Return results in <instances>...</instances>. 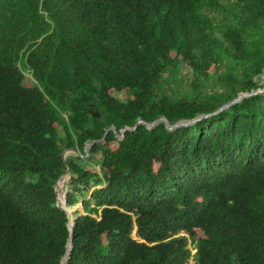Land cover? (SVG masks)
I'll list each match as a JSON object with an SVG mask.
<instances>
[{
    "label": "trees",
    "instance_id": "obj_1",
    "mask_svg": "<svg viewBox=\"0 0 264 264\" xmlns=\"http://www.w3.org/2000/svg\"><path fill=\"white\" fill-rule=\"evenodd\" d=\"M263 77L264 0H0V264H264Z\"/></svg>",
    "mask_w": 264,
    "mask_h": 264
},
{
    "label": "water",
    "instance_id": "obj_2",
    "mask_svg": "<svg viewBox=\"0 0 264 264\" xmlns=\"http://www.w3.org/2000/svg\"><path fill=\"white\" fill-rule=\"evenodd\" d=\"M263 79H264V77H263ZM263 91H264V90L257 91V92H253V93H250V94H247V93H246V94H241V95H239V97H238L236 100H234V101H232V102H230V103H228V104L222 106L218 111H216L215 113H213V114H211V115L218 114L219 112H221V111H223V110L229 108L231 105L241 102L244 98H247V97H250V96L256 95V94H258V93H260V92H263ZM208 116H209V115H202V116H199V117H197V118H195V119H193V120H184V121L177 122V123H175V124H171V123L169 122V120L166 119V118L158 119V120L154 121L153 123H146V122H144V121L141 120V121L138 122V124H137L134 128H132V130H135L139 124H146V126H147L149 129H154V128H156L160 123L163 122V123L165 124L166 128H167L169 131H176L177 129H179V128H181V127H186V126L194 125L196 122L200 121V120L203 119V118H207ZM111 129H112L113 131L116 132V130H115L114 127H112ZM127 129H130V130H131V128H127ZM127 129L123 130V134H122V135H118V137H119L120 139H124V138H125V136H124V132H125ZM91 147H92V145H90V146L88 147V150H87V156H89V154H90V149H91ZM66 152H67V151H66ZM66 152L63 154V157H64V158L67 157ZM66 175H69V179H70V168H69V167H68V169H67V172H66V173L60 178V180L58 181V183H57V185H56L57 206L60 207L61 209L65 210V211L68 213V217H69V220H70V222H69V227H70V230L72 231V230H73V227H74V220H73L72 213L69 211V209H68L67 206H66V194H67V191H68V189H67L66 187H65V189H66V192H65V206H62V205L59 203V199H58V187H59V185H60L62 179H63ZM68 247H69L70 249L67 251L66 255H65L64 258L62 259L61 264H64V262L66 263V262L69 260L70 252H71V249H72V247H73V245H72V238L70 239V242H69Z\"/></svg>",
    "mask_w": 264,
    "mask_h": 264
},
{
    "label": "rangeland",
    "instance_id": "obj_3",
    "mask_svg": "<svg viewBox=\"0 0 264 264\" xmlns=\"http://www.w3.org/2000/svg\"><path fill=\"white\" fill-rule=\"evenodd\" d=\"M182 72H183V77H184V79H186L184 85H187V82H188V80H189L191 74H190V72H189L188 70H183ZM27 76H28L27 82H29V81L32 79V77H31V75H29V74H27ZM176 80H177V78H176ZM70 154H72L71 151H67V152H66V155H67V156L70 155ZM65 182H66V179L64 178V179L62 180L61 189H59V187H58V193H59V190H60V193L62 192V189L64 188V185H65ZM67 183H68V182H67ZM67 183H66L65 187L68 189V187H67V186H68ZM59 186H60V185H59ZM65 192H66V189H65ZM90 197H91V194L89 193V194L87 195V199H90ZM82 203H83V199L80 200V203H79L76 207L69 209V211H70L71 213L77 211V212H79V215H84V214H85V211H84V209H83ZM73 220H74V219H73ZM136 232H137V230L134 231L133 235H134V238L137 239ZM187 237H188V236H187ZM189 241H190V240H189ZM189 248L192 250V255H195L197 250L195 249V246H194V244H193L191 241L189 242ZM190 263H191V264H196V260L192 257Z\"/></svg>",
    "mask_w": 264,
    "mask_h": 264
},
{
    "label": "bare ground",
    "instance_id": "obj_4",
    "mask_svg": "<svg viewBox=\"0 0 264 264\" xmlns=\"http://www.w3.org/2000/svg\"><path fill=\"white\" fill-rule=\"evenodd\" d=\"M64 178L66 179L67 182L69 181V175H66ZM64 178H63V179H64ZM63 179H62V180H63ZM61 184H62V181H61V183H60L59 189H61ZM58 195H60V190H59ZM58 199H59V198H58ZM59 203H60V202H59ZM60 204H61V203H60ZM61 205H62V204H61ZM62 206H65V202H64V204H63Z\"/></svg>",
    "mask_w": 264,
    "mask_h": 264
}]
</instances>
